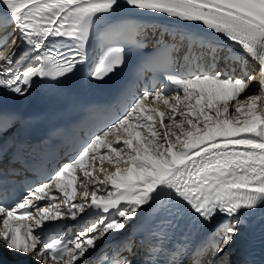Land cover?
Masks as SVG:
<instances>
[{
	"label": "snow or ice",
	"instance_id": "obj_1",
	"mask_svg": "<svg viewBox=\"0 0 264 264\" xmlns=\"http://www.w3.org/2000/svg\"><path fill=\"white\" fill-rule=\"evenodd\" d=\"M121 7L200 32L127 24L100 34L108 51L92 69L91 79L104 81L119 72L127 62L120 45L135 43L143 34L145 42L137 46L144 50L151 42L153 51L140 78L159 72L165 82L145 87L111 119L112 104L87 106L85 119L107 120L105 126L45 179L29 185L15 207L0 206V244L30 264H93L94 257L96 264H134L136 244L131 238L120 241L111 258L96 255L105 240L120 237L130 225L149 236L147 243L143 236L139 241L144 247L141 264H205V256L227 253L239 238L242 217L264 206V0H0V26L5 29L0 95L25 97L52 76L42 63L46 55L64 61L55 77L74 73L87 61L90 28ZM44 20L46 24L39 23ZM166 34L170 40L164 39ZM57 37L71 42L63 50L50 47ZM190 57L212 70L184 76L168 71L172 64L179 71ZM169 84L175 86L171 93ZM15 119L16 114H5L0 137ZM10 147L16 149L11 162L20 161L22 168H10L7 174L15 178L32 170L23 159L27 145ZM9 150L5 146L0 160ZM49 152L33 147L28 155L45 157ZM98 164L103 179L93 175ZM78 179L82 199L71 203ZM89 182L94 185L91 192ZM101 186L106 191L98 194ZM53 190L62 194L71 219L89 211L98 219L73 235L51 240L35 229L56 220L62 214L58 209L40 207L34 226L20 223L32 213L17 210L34 206L33 197L55 199ZM145 213L154 227L137 224ZM182 225L188 232L174 242ZM207 229L211 231L205 242L194 244L189 238Z\"/></svg>",
	"mask_w": 264,
	"mask_h": 264
},
{
	"label": "bare ground",
	"instance_id": "obj_2",
	"mask_svg": "<svg viewBox=\"0 0 264 264\" xmlns=\"http://www.w3.org/2000/svg\"><path fill=\"white\" fill-rule=\"evenodd\" d=\"M109 18H110V20L114 19L113 17L112 18L109 17ZM106 19H104V20H106ZM119 19H120V17H116V20H119ZM110 20L107 19L106 21L102 22L100 25L101 26H107V24ZM140 24L163 26V27H167L170 31H173V32H186V31H193V32H197V33L200 32V30H197L194 28L187 29V28H183L181 26L175 25V24H170L168 22V20L156 18V17L155 18L144 17L140 20ZM4 33H5L4 27L0 26V43L1 44L4 43ZM142 38L145 39L143 34H142ZM155 38L156 37H153L152 39H155ZM164 39L170 40V37L166 34L164 36ZM235 52L238 54V50H235ZM193 64H196V66L194 67ZM206 66L207 65L202 64V62L198 61L195 57H190L188 60L184 61L183 66L181 67V71L184 72L185 74H187L188 72L191 71L192 67L196 71H202V70L210 71V67H208V66L206 67ZM246 66L248 67L249 70L252 69L251 63L247 64ZM202 67H203V69H201ZM157 87H159V86H157ZM168 88L173 90V88H175V86L169 84ZM97 166L99 167V164ZM103 167L105 169L111 170V166L108 165L107 163H105ZM94 174H96V176H98L100 179H103L104 173H101L99 171V172H95ZM90 183L91 182H89V184H88L89 192H91L93 190V188H91L92 185H90ZM77 190H78V194H77L76 199H79V201L81 202L82 198L80 195V187L77 188ZM104 191H106V189H104V187L101 186V192H99V193H103ZM56 193H58V192H56ZM51 195H53V194L51 193ZM90 200H91V197L89 195L85 204L87 205L90 202ZM34 201L36 202V207H37V205H39V208L40 207H46V205H44V203H46L48 205V203L50 202L48 199L42 200V201H36L35 198L33 197V203H34ZM52 203L53 202H51V204ZM56 210L57 209H52L53 212H55ZM60 212L63 214L65 213L66 216H68L67 211L63 210ZM34 216L36 219H39V213L38 212H36L34 214ZM95 219L96 218H94L93 220H95ZM76 220H77V222L74 224V222ZM145 220L148 221V223H149L148 226H152V227L155 226V223H154L155 221L152 220V218L149 216L148 213H145V215L142 216L139 221H145ZM75 221L73 223H69V222L64 221V223H62L61 226L64 229H67V228L71 229V228H74V225H75L74 229L80 230L88 222L87 220L81 219L79 213L77 214V218L75 219ZM241 221H243L244 225L241 226V232H240L239 238L237 239L236 243L233 245V250H232L233 255H235V256L237 255L236 256L237 259L234 263H231V264H252V262H254V260L257 259L258 256L262 253V249L264 248V210H262V209H259L257 211L253 210L252 212H250V213L246 214L244 217H242ZM0 226H2L1 223H0ZM74 229H72V231ZM35 231H39L42 234V231H40V230H35ZM128 231L134 232L133 235L129 236V238H131L135 242L136 247L134 250H135L136 255H138L141 247H143L139 243L141 236H143V238L146 242V239L148 238V234L146 232H142L141 235H138V231H136V227H133L132 225L129 226ZM210 231H211V229H207V230L203 231L204 235L202 237H203L204 242L206 241ZM118 238L119 237L114 238L116 240V242L114 241L115 243L113 242V244L110 246V251H111L110 254H113V251L117 248V246H118V240L117 239ZM109 239L110 238H108L105 241L107 242ZM209 243H211V242H209ZM4 248H5V246H4ZM7 253L9 255H16V256L19 255V254L15 253L14 251L13 252L7 251ZM102 254H105L104 249H102V250L99 249L96 255L100 256ZM108 256H109V258H111V255H108ZM93 262L96 264L95 257L93 258Z\"/></svg>",
	"mask_w": 264,
	"mask_h": 264
},
{
	"label": "rangeland",
	"instance_id": "obj_3",
	"mask_svg": "<svg viewBox=\"0 0 264 264\" xmlns=\"http://www.w3.org/2000/svg\"><path fill=\"white\" fill-rule=\"evenodd\" d=\"M193 66L195 67L196 66V64H193ZM207 67V66H206ZM201 69H203V67L201 68ZM212 69L210 68V71H211ZM191 71H194V68L192 67V69H191ZM196 71V70H195ZM202 71H205V70H202ZM185 75H187V74H185ZM254 91V90H253ZM169 93H171V92H169ZM98 167V166H97ZM95 172H99V167L97 168V170L96 171H94V173ZM93 173V174H94ZM94 176H96V174H94ZM90 185H92L91 186V188H94V185L92 184V183H90ZM80 187V181H79V179H78V181H77V188H79ZM51 195V194H50ZM62 195V194H61ZM52 196H54L55 197V199H52L49 203H48V205L46 204V203H44V205H46V207H49L50 208V205L52 206L51 208H50V211H52V209H58L59 211H63V210H65V211H67V205H65L64 203H63V197L62 196H60V193L59 194H55V195H52ZM79 201V199H75L74 201H72L71 203H79L78 202ZM51 202H53L52 204H51ZM53 212V211H52ZM70 220H73V219H71L70 218ZM75 221V220H74ZM73 221V222H74ZM77 222V220L74 222V224ZM93 223V222H92ZM90 225V224H89ZM88 225V226H89ZM244 224H243V221H241V226H243ZM33 226V225H32ZM85 226L86 225H84V227L83 228H85ZM87 227V226H86ZM77 232V231H76ZM110 239L106 242V241H104L103 242V244H102V246H104L105 245V247H103L102 248V246L100 247V250H102V249H104V252L107 254V255H111V257H112V254H110V246L113 244V242L115 241L116 242V240L113 238V237H109ZM219 237H217L216 239H218ZM114 242V243H115ZM232 250H233V246L231 247V249L227 252V253H225V254H223V255H217V256H213V255H211V254H209V255H207V256H205L203 259H204V261H205V264H231V263H234L235 261H236V259H237V255L235 256V255H233V253H232ZM93 264H95L94 262H93Z\"/></svg>",
	"mask_w": 264,
	"mask_h": 264
}]
</instances>
